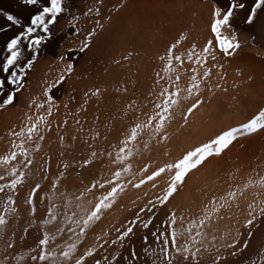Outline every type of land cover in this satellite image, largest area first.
I'll return each instance as SVG.
<instances>
[{
  "label": "rangeland",
  "instance_id": "obj_1",
  "mask_svg": "<svg viewBox=\"0 0 264 264\" xmlns=\"http://www.w3.org/2000/svg\"><path fill=\"white\" fill-rule=\"evenodd\" d=\"M76 1L78 0H74V6L72 5V13L69 12L58 17L59 19L55 29L57 42L60 43L61 41L59 48H57V50L60 49L58 52H62L63 50L61 49L67 46L68 49L71 48L74 51L67 53L65 51L66 48L64 49V53H66L65 61H54L50 54L46 52L42 53L35 67L41 60L48 58L54 65H57L55 67H57L59 72L63 70L65 63L73 62L75 64V71L73 70V72L76 73L81 63L83 64L84 61L89 60L90 56L94 57L96 55L92 52H96L95 50L99 51L97 47L95 48L93 46L95 50L91 52L90 49L93 50L91 43L90 49H87L84 53L78 51L83 37L86 36V33L82 35L83 32L80 26L90 20L91 17L92 19L97 17L96 20H98L100 14L96 12L103 13L105 10L107 12L108 9H105L107 6H102L105 7V10L101 8L103 9L102 11H93L89 8L91 10L90 12H93L90 13L86 7L88 6L87 0H84L86 3L81 1L84 3L83 5L79 4L80 0L78 2ZM160 1V6L156 7V9L159 8L157 10L158 12L160 11V15L163 13V19H160L162 16L155 18L157 20L159 19L158 21L153 18L152 20H155V22L148 21L151 23L146 26L150 28L153 23L155 25L153 26L154 28L160 25L161 29L155 28L152 30L150 28L148 31H145L148 27L144 24H142L143 26L141 25V28L138 27V29H135L138 25L135 27L130 18L122 20L115 19L119 22L121 28L118 31L119 33L116 32L113 34L112 40L118 43L116 42L117 39H115L118 36L121 44L119 43L115 46L117 50L111 48V52L108 51V48L106 49L107 51L104 49V51L102 49L99 51L100 54L104 52L103 55L106 57H103L109 60L105 62L107 66L105 63H102L103 68L101 67V70H104V65L107 69L105 71L102 70V73L100 70L98 74L101 75L96 76L98 79L96 77L95 80H93L94 77L90 79L91 76L88 78V75H86L87 80L86 77L80 78L81 81L80 83H76L77 86L70 80L71 76H75V74L72 75V72L66 78V82L56 87L60 90L64 89V91L62 90L63 92L66 90L65 94L70 91V97L69 93L65 96L62 91L59 95L54 96L56 100V105L54 106L57 109H54L51 116L45 115V124L41 125L45 138L40 142L41 148L39 151L36 150L34 144L28 143L23 138H10L7 134L9 131L4 132L2 130V132L0 130V157L9 152L11 142L15 140L17 144L24 143L28 156L33 160L32 165L28 168H23L21 164H17L18 169L24 171L25 175L23 178L24 183L17 186L15 194L7 188L4 191H0V215H3L6 221L5 224L0 225V264H34L32 256L37 255L38 240L45 233L49 236L46 249L54 253V256L50 258L52 264H62V258L59 255L60 252L76 239L74 232L68 230L70 227L75 228V225L71 221L83 215L82 209L78 208L77 205L82 204L83 208H88L89 204L87 201L94 203V198L102 195L105 189H94L92 193L86 194L82 200H77L76 197L80 195V191L85 185L91 184L94 180L103 181L104 178L111 176L112 171L118 165L110 161L109 154H111V159L114 160L119 147V141L123 138L122 133L127 130L137 115L140 120H144L145 114L151 112V101L155 99V93L159 91V86L154 84L156 73L160 72L161 75H164L161 71L162 62L157 57L163 55L166 47L178 39L181 33L187 37V40L182 42L179 51L186 52L193 43L196 44L197 50H199L201 44L210 36V9L213 2L220 6H224L226 3V0ZM79 5L83 8H80V10L84 11V8L86 9L85 12H88L87 16L89 13L90 16L94 13L97 16L94 14L90 19H87L89 16L87 17L84 12H80ZM37 6L40 7V3ZM74 12L79 13L78 15L80 17L83 16L82 14L84 16L80 18ZM110 12L111 17L114 16L113 19L109 16ZM110 12H107L110 20L113 21L116 16L119 18L118 15H113L114 13L117 14L116 11ZM73 17H79V19L74 21ZM237 19L238 21L240 20L238 17ZM70 21L72 23L76 22L75 28H73ZM29 22L30 20L25 21L23 26L28 25ZM79 23L82 24L80 25ZM121 24L123 25L121 26ZM126 26L129 29L132 26L134 27L129 32ZM234 27L243 48L238 51L234 58L229 59L225 67L220 70L225 74L226 79L225 81L219 82L222 84V87L227 88V92H216L215 95L207 92L206 89L208 86L218 82L216 70H213L212 80L201 85L203 98L210 102H206L198 110L194 111L189 116L188 124L184 127L179 126L180 113L177 111L176 119L168 128L169 140L166 144H157L153 140L150 143V148L145 150L142 143H135L133 145L134 156L131 160L133 171L138 170L145 163L149 164L151 169L164 162L174 161L186 150L201 142H206L220 131L229 127H236L246 122L255 114L259 107L264 106V59L259 58V54L264 52V47L254 41L248 43L254 35L252 29H247L248 27L246 26V28L243 25L238 26L235 23ZM125 31L129 34L125 36L126 38H124ZM120 32L123 35L122 39V36H119L121 35ZM63 39L66 41V44ZM203 39L205 40L203 41ZM57 42L56 44H58ZM62 43L65 45L61 46ZM113 43H111V47L114 46ZM252 43L256 46L252 47ZM129 52L132 55L129 59L124 60L123 56ZM107 53L109 54L108 57ZM69 55L73 57L71 61L67 60V56ZM116 60L120 62L115 63L114 61ZM217 63L219 64L220 61L218 60ZM35 67L33 70H35ZM33 70L29 72L28 76L34 74ZM180 71L182 75L181 83L183 84L187 80L188 75H190V72L187 71V61H185V67L181 68ZM237 71L241 72L240 76H235ZM28 76L24 82L22 92L17 97L16 105L10 106L6 110L0 109V119L3 116V118L13 123H19L18 121L21 119L24 120V114L27 112V109H24V106H21L18 100L29 92L26 89L30 85ZM248 76L252 77L251 82L248 81ZM113 77L115 78L113 79ZM230 78L233 80L237 78V83L234 82L235 80L232 82ZM165 79H167L166 76ZM83 80L86 81V84ZM228 80H231V82ZM239 83L243 85V90L240 88ZM233 84L236 87H233ZM96 89L100 90L99 96L89 97L87 104H85L84 93ZM150 92L152 93L151 96L149 95ZM28 113L31 115V112ZM17 118L19 119L17 120ZM61 137H63L62 142ZM94 137L96 138L94 139ZM33 139H36L35 134H33ZM143 139L147 140L148 137L145 135ZM93 151L97 153V157L87 167H82L83 160L90 158V153ZM165 152H167V155H165ZM262 157L264 158V133L239 137L233 146L229 150H226L220 158H212L199 170L193 171L187 177V182L183 185L182 189L167 206L168 208L176 209L178 222L175 227L180 229L181 224L179 220L181 214L185 218L186 226L188 221L196 219L203 213L205 205L209 209L211 208L210 201L213 196L220 197L221 195H226L230 188L237 189L250 180L253 182L249 184V188L245 194L239 196L237 204L220 212L223 219L216 220L212 230H205L209 251L204 253L200 264H211V260L217 251V248L211 246L212 244L219 247L220 252H224L223 247H220L223 243L219 239L221 235H224L226 239H231L233 236L238 235L241 242L246 238L247 229L243 227V222L250 210L248 205L253 204L256 211L259 212V208L261 207L259 201L264 200V195H262L264 189H261L259 186L261 178H264V159ZM19 159L23 161L24 157H19ZM64 165L68 167L65 168ZM235 165L238 166L236 167ZM7 167V165L0 164V175L4 174L5 168ZM44 168L48 169L47 173L44 172ZM59 173H64V177L66 178L60 179L58 187L52 189L51 182ZM9 178L7 177L6 180ZM128 178L126 177L125 179ZM5 182L0 181V184ZM37 183L41 187L37 190L33 198L36 208L35 215H33L30 211L31 206L26 203V200L31 188ZM160 187H164L163 177L160 180ZM158 191L159 189L153 190L150 186L146 185L141 190L129 189L121 194L116 203L103 214L101 220L89 226L86 237L77 243L75 256L81 254L89 246H96L93 257L87 258V264H94L95 260H99L100 264H115L112 261L113 256L117 257L119 263L125 261V264H130L133 261L131 258L132 246L137 242L136 239H139L137 236L143 233L144 229L142 227H135V234L130 239L126 238L123 245L111 243L117 236L115 229L122 228L129 220L134 219L138 207L147 199L152 198L153 193ZM145 192H147V195H145ZM9 196L12 197L15 203L9 202ZM50 207L56 217L55 220L49 217L48 209ZM12 209H15V211H12ZM165 212L166 209L158 210V215L154 217L150 225L151 229L148 231L150 235L152 231L157 230L159 223L164 219ZM147 215V213H141L140 217L141 219L143 217L147 218ZM261 218L263 217L258 218L254 222L256 226L259 225ZM45 220L49 222L46 224L43 223ZM137 223L139 224V221ZM60 229H63V231H60ZM105 232L108 234L107 237L104 235ZM96 236H100L101 239L96 240ZM213 236L216 237L215 240H213ZM52 237H55V239H52ZM105 240L108 242L106 243ZM183 242L184 239L181 237L178 243ZM250 242L251 239L249 240V244H252ZM10 243L12 247L8 246ZM149 244L151 246L150 249L152 248L151 251L160 249L159 243L152 235ZM249 244L247 248H250ZM142 253L138 252L140 255L136 253V256L138 255L137 261L133 264H141L142 259L146 258L145 253ZM250 253L252 255L249 260L253 262L252 256L254 252ZM240 254L238 253L236 257ZM154 256H151L152 259H157ZM236 257L229 256L227 263ZM177 261L179 264V258H177ZM262 261L263 263L261 264H264V259ZM45 264H50V262L46 261Z\"/></svg>",
  "mask_w": 264,
  "mask_h": 264
},
{
  "label": "snow or ice",
  "instance_id": "obj_2",
  "mask_svg": "<svg viewBox=\"0 0 264 264\" xmlns=\"http://www.w3.org/2000/svg\"><path fill=\"white\" fill-rule=\"evenodd\" d=\"M39 3L40 0H20V4L24 8L34 7ZM122 5L123 0H121L119 6ZM68 11L66 0H43L42 5L30 16V22L26 26L21 24L17 15L0 11V16L9 26L20 29L12 36L7 37L4 40L3 47L0 48V51L6 53L4 60L0 62V75L3 76L0 79V94H2L0 95V109L6 110L8 107L16 105L17 97L24 88V82L29 72L34 69L39 61L42 53L50 54L54 61H65V53L56 51L59 45L55 43L57 35L55 29L58 17ZM240 13H243V15L240 16ZM210 16V36L203 42L199 50H197L196 44L193 43L186 52L179 51L182 42L187 40V37L181 33L178 39L166 47L164 54L157 57L162 62L161 71L164 75H161L160 72L156 73L154 84L159 86V91L155 93V99L151 101V112L145 114L144 120H140L137 115L127 130L122 133L123 138L119 141L115 159H111V154H109L110 161L118 165L112 171L111 176L104 178L103 181L94 180L91 184L85 185L81 189L80 195L76 197L77 200H82L86 194L92 193L94 189H105L102 195L94 198V203L87 201L88 208H83L82 204L77 205L78 208L82 209L83 215L71 221L75 228L70 227L68 230L74 232L76 239L60 252L62 264H87V258L93 257L96 246L87 247L78 256H75V253L77 252V243L86 237L89 226L100 221L103 214L116 203L121 194L129 189L141 190L146 185L153 190L159 189V191L154 192L152 198L147 199L138 207L134 219L129 220L122 228L115 229L117 236L111 243L123 245L126 238L130 239L135 234V227L148 229L154 217L158 215V210L166 209L164 219L159 223L157 230L151 232L152 237L160 245L158 258L152 260L151 264H178L177 258H179V264H200L204 253L209 251L205 230H212L215 221L223 219L220 212L237 204L239 196H243L249 188V184L253 183L250 180L237 189L230 188L226 195L213 196L210 201L211 208L209 209L205 205L203 213L196 219L188 221L186 226L185 218L181 214L179 220L181 228L177 229L175 227L178 222L176 209L167 206L187 182V177L193 171H197L207 164L210 159L220 158L239 137L264 133V106L259 107L246 122L220 131L206 142H201L186 150L174 161L164 162L151 169L147 163L136 171H133L132 168L131 160L134 156L133 145L135 143H142L145 150L150 148V143L153 140L157 144H166L169 140L168 128L176 119L177 111L180 113L179 126L184 127L188 124L189 116L194 111L206 102H210L203 98L201 85L212 80L213 70H216L218 82L208 86L207 92L211 95H215L216 92H227V88L222 87L219 82L226 79L225 74L220 70L225 67L229 59L234 58L238 51L243 48L233 22L239 17L244 25L254 26L258 20L264 18V0H251L250 3H246L245 0H226L224 6L213 2ZM78 19V17H73L74 21ZM70 23L72 22L70 21ZM72 26L75 28V23H72ZM97 27H100L99 21H97ZM261 28L264 31V24L261 25ZM7 31L8 28L0 26V33ZM94 36L95 30L87 33L78 49L80 53H84L90 48V40ZM255 40L256 36L253 35L248 43ZM255 46L252 43V47ZM65 51L71 53L74 50L69 48ZM131 55L132 53L129 52L123 56V59L127 60ZM259 58L264 59V52L259 54ZM72 59L71 55L67 56V60L71 61ZM218 60L220 61L219 64L217 63ZM185 61H187V71L190 72V75L182 84L180 69L185 67ZM114 62L119 63L120 61L116 60ZM74 67L73 62L65 63L63 70L54 79V82L46 83V86L42 88L40 95L43 101L37 102L36 97H32L27 107L29 109L46 110L48 115L51 116L52 108L56 105L52 90L66 82V78L71 75ZM236 75L240 76L241 72L237 71ZM165 76L167 79H165ZM247 79L251 82L252 77L248 76ZM233 87H236V85L233 84ZM99 94V89L85 92L84 103L87 104L89 97H97ZM149 95L151 96L152 93L150 92ZM45 105H47L46 109ZM132 106L134 107V105ZM45 120L46 118L43 115L34 118L25 113L20 129L18 131L10 130L8 135L23 138L28 143L34 144L36 150L39 151L41 148L40 142L45 138L41 128V125L45 124ZM33 134H35V140ZM145 135L148 137L147 140L143 139ZM60 139L62 142L63 137ZM165 155H167V152H165ZM19 157H24L23 161ZM96 157L97 153L95 151L91 152L90 158L83 160L82 167H87ZM32 163L33 160L28 156L24 143L17 144L13 140L9 152L0 157V164L8 166L5 168L4 174L0 175V181H6L0 184V191L7 188L15 194L17 186L24 183L23 178L25 175L24 171L18 169L17 164H21L23 168H28ZM64 167L67 168L68 166L64 165ZM47 171L48 169L44 168V172L47 173ZM7 177L10 178L6 180ZM126 177L129 178L125 179ZM162 177L164 178V187L161 188L160 180ZM63 178H66L64 173H59L51 182L52 189H56L59 180ZM259 186L264 189V178H261ZM40 187L41 185L37 183L31 188L26 200V203L31 206L30 211L33 215L36 212L33 198ZM145 195H147V192H145ZM9 202L15 203L11 196H9ZM259 203L261 205L259 212L256 211L253 204L248 205L250 210L243 222V227L247 229V236L242 242L238 235L233 236L231 239H226L224 235H221L219 239L223 243L220 247H223L224 252H220L219 247L215 244L211 245L217 248L211 264H227L229 256L236 257L238 253L248 247L249 240L253 236L252 229L256 226L254 222L258 218L264 217V200L259 201ZM12 211H15V209H12ZM141 213H147V218L141 219ZM48 214L52 220L56 219L51 207L48 209ZM5 222L3 215H0V225L5 224ZM48 222V220L43 221L45 224ZM60 231H63V229H60ZM104 235L107 237V232ZM181 237H183L184 242L178 243ZM52 239H55V237H52ZM100 239V236H96V240ZM215 239L216 237L213 236V240ZM48 241L49 236L46 233L38 240L37 255L32 256L34 264H45L46 261L52 264L50 258L54 256V253L46 249ZM105 242L108 241L105 240ZM144 242L147 243V236L144 237ZM8 246L12 247V244L10 243ZM148 255L151 257L157 254L151 251L148 252ZM131 258L134 262L137 261L134 250L131 252ZM112 261L119 264L116 256L112 257ZM94 264H100V261L95 260Z\"/></svg>",
  "mask_w": 264,
  "mask_h": 264
},
{
  "label": "bare ground",
  "instance_id": "obj_3",
  "mask_svg": "<svg viewBox=\"0 0 264 264\" xmlns=\"http://www.w3.org/2000/svg\"><path fill=\"white\" fill-rule=\"evenodd\" d=\"M79 1V0H78ZM78 1H76V2H78ZM85 2L84 0H80V2ZM88 1V6H86L87 7V9H88V12H90L91 10H93V11H97V10H103L105 7H102V6H107V8H105V9H108L107 10V12L109 11H116L117 12V14H113V15H118L119 16V18L117 17H115L114 18V20L112 21V20H110V18H112L113 19V17H111V12H110V14H109V16H110V18H109V16L107 15V12H106V10L103 12V13H98V11L96 12L97 14H100L99 16H98V20H96V18H93L92 19V15H94V14H92L91 16H90V13H93V12H90L89 14H88V16H89V18H87V19H90V17H91V19L90 20H88L87 22H84V24H82V26H80L81 27V29H82V35L84 34V33H86V35H87V33L89 32V31H92V30H95V36L93 37V38H91V40H90V43L92 44V47L94 46L95 48L97 47L98 49H99V51H100V49H104L105 51H107L106 49L108 48L109 50L108 51H110L111 52V48H115V46L117 45V44H119L120 43V41H119V37L117 36V37H115V39H117V41L116 42H118V43H115L113 40H112V36H113V34L114 33H116V32H118L119 31V29L121 28L120 27V24H119V22L118 21H116L115 19H120V20H122V19H125V18H130L132 21H133V23L132 24H134V26L136 27L137 25V27L135 28V29H138V27H140L141 28V25L142 24H144L145 26L147 25V24H149L150 25V23L148 22V21H152V22H155V20H157V19H155V18H160L159 16H162L163 15V13H162V15H160V11L158 12V10L157 9H159V8H157L156 9V7H159L160 6V3H161V1L160 0H123V5L122 6H119L120 5V3H121V0H87ZM73 2H74V0H66V5L68 6V9H69V11L67 12V13H69V12H71L72 10V5H73ZM79 2V4H84V3H80ZM245 2L246 3H250L251 2V0H245ZM42 3H43V0H40V5H42ZM86 3V2H85ZM75 4V3H74ZM78 5V4H77ZM74 6V5H73ZM76 6V5H75ZM119 6V7H118ZM36 8H38V6H35V7H30V8H24L21 4H20V0H0V11H4V12H9V13H12V14H15V15H17V17H18V19H20V21H21V24L23 25V23L25 22V21H28L29 20V18H30V16L33 14V13H35V11L37 10ZM73 8H76V7H73ZM78 8V7H77ZM80 8L81 9H83L82 7H80V5H79V10H80ZM89 8L91 9V10H89ZM101 8H103V9H101ZM163 9V8H162ZM75 10H77V9H75ZM74 10V11H75ZM82 10H80V12H81ZM86 11V9L84 8V11H82V12H84V14L86 13L85 12ZM73 12V11H72ZM71 12V13H72ZM87 12V13H88ZM77 16H79L78 14L79 13H76V12H74ZM66 14V13H65ZM81 14V13H80ZM84 14H82L83 16H84ZM104 16H103V15ZM171 14H172V12H171ZM170 14V15H171ZM178 14V13H177ZM69 15V14H68ZM68 15H66V16H68ZM107 15V16H106ZM179 15V14H178ZM243 15V13L242 14H240V16H242ZM83 16H79L80 18H82ZM87 16V15H86ZM85 16V17H86ZM87 16V17H88ZM95 16H97L96 14H95ZM94 16V17H95ZM101 16V17H100ZM78 17V18H79ZM66 18V17H65ZM109 18V19H108ZM155 19L154 21L152 20V19ZM176 18V17H175ZM174 18V19H175ZM181 18V17H180ZM239 18V17H238ZM59 19V18H58ZM85 19V18H84ZM160 19H163V16L160 18ZM159 20V19H158ZM157 20V21H158ZM85 21V20H84ZM97 21H99V25H100V27H97ZM83 22V21H82ZM112 22V23H111ZM74 23V22H73ZM76 23V22H75ZM128 24H129V22H127ZM146 23V24H145ZM234 23L236 24V25H238V26H241V25H243V26H247V25H244L243 23H242V21L241 20H239L238 21V19H236L235 21H234ZM80 24V23H79ZM80 24V25H81ZM128 24H126V25H128ZM161 24V23H160ZM262 24H264V18H261L260 20H258L257 21V23L254 25V26H247L246 28L247 29H252L253 30V32H254V35L256 36V40L254 41L255 43H257V44H259V45H261L262 47H264V31H262V28H261V25ZM123 24H121V26H122ZM140 25V26H139ZM152 25V27H150V28H152V30H154L155 28L156 29H158V28H160L161 29V27H160V25L159 26H157V27H153V26H155V25H153V23L151 24ZM158 25V24H157ZM162 25V24H161ZM192 25V24H191ZM0 26H2V27H5V28H8V31L7 32H2V33H0V48H2L3 47V43H4V40L7 38V37H10V36H12L15 32H18L20 29H17V28H15V27H12V26H9L8 24H7V22L3 19V17L2 16H0ZM79 26V25H78ZM134 26H132V27H134ZM143 26V25H142ZM163 26V25H162ZM165 26V25H164ZM132 27H131V29H129L127 26H126V28H127V30L130 32L131 30H132ZM146 27H148V26H146ZM146 27H144L145 29H146ZM175 27H176V25H175ZM178 27V26H177ZM197 27V26H196ZM78 28V27H77ZM149 27H148V29L147 30H145V31H148L149 29H150ZM178 28H180V27H178ZM134 29V28H133ZM144 30V29H143ZM151 30V31H152ZM141 31V30H140ZM150 31V32H151ZM196 31H197V29H196ZM77 32H78V30H77ZM126 33H124V38H126L125 36H127V35H129L128 33H127V31H125ZM138 32V31H137ZM154 32V31H153ZM161 32V31H160ZM180 32V31H179ZM62 33V32H61ZM73 33V32H72ZM119 33V32H118ZM117 33V34H118ZM155 33H156V31H155ZM120 34H121V32H120ZM135 35V34H134ZM145 35V34H144ZM146 35H148L147 33H146ZM156 35V34H155ZM192 35V34H191ZM190 35V36H191ZM196 35V34H195ZM119 36H122L121 37V39L123 38V35L121 34V35H119ZM175 36V35H174ZM81 37V36H80ZM147 37H149V36H147ZM207 37H208V35H207ZM206 37V38H207ZM145 38V37H144ZM195 38V37H194ZM62 39V38H61ZM65 40H66V38H64ZM63 39V40H64ZM70 39V38H69ZM83 39H84V37H83ZM114 39V38H113ZM114 39V40H115ZM143 39V38H142ZM171 39H172V37H171ZM174 39V38H173ZM191 39V38H190ZM60 40V39H59ZM62 40V41H63ZM64 40V43L66 42ZM112 40V41H111ZM124 40V39H123ZM122 40V41H123ZM202 40V39H201ZM205 39H203V41H204ZM69 42H70V40H68ZM67 41V42H68ZM136 41V40H135ZM172 41V40H171ZM57 42V38H56V40H55V43ZM114 42V43H113ZM198 42V41H197ZM200 42V41H199ZM58 43V45L60 46V44H61V41H60V43L59 42H57ZM72 43V42H71ZM111 43H113L114 44V46L113 47H111ZM190 43V42H189ZM202 43V42H201ZM66 44V43H65ZM64 44V45H65ZM90 44V45H91ZM121 44V43H120ZM63 45V43H62V45L61 46H64ZM67 45H68V43H67ZM184 46V45H183ZM201 46H202V44H201ZM200 46V47H201ZM68 47V46H67ZM67 47H64V49L66 48V49H68ZM94 47H93V50L92 49H90L91 50V52L92 51H94L95 49H94ZM59 48V47H58ZM61 48H63V47H61ZM144 48V47H143ZM64 49H61V50H63L62 52H64ZM116 49V48H115ZM158 49V48H157ZM156 49V50H157ZM57 50V49H56ZM60 49H58L57 51H59ZM103 50V51H104ZM117 50V49H116ZM96 52H92V53H94V54H96L94 57H91L90 55V59L88 60L87 59V61L84 63L83 62V64L81 63V65H79L78 66V68H77V71H76V73H72V75H74L75 74V76H71V79L70 80H72V83H74L75 85H76V83H80V81H81V79L80 78H82V77H86V75H88V78L91 76V78L90 79H93V77H94V79L93 80H95V77L97 76H100L98 73H100V70H101V67L103 68V64L106 62V61H109L107 58H104V57H106V56H104L103 55V53L102 54H100V52L99 51H97V50H95ZM99 54H98V53ZM110 52H108L109 54H110ZM154 52V51H153ZM107 53V57L109 56V54ZM66 54V53H65ZM5 56H6V53L5 52H3V51H0V62H2L3 60H4V58H5ZM88 56V57H89ZM93 56V55H92ZM104 56V57H103ZM85 57V56H84ZM83 58V57H82ZM87 58V57H86ZM84 59V58H83ZM104 59H106V60H104ZM82 61V60H81ZM104 61V62H103ZM103 63V64H102ZM56 65V64H55ZM55 65L51 62V60L50 59H48V58H46V59H43V60H41V62L35 67V70H33L34 71V74L33 75H29L28 77V80L30 81V85L28 86V88H26L27 90V92H28V94L27 95H25V96H23V97H21V98H19L20 100H18L19 102V104L21 105V106H24V109H27L26 111L27 112H25V113H28V112H31V116L33 115V117H38V115L40 116V115H43L45 118H46V116L45 115H47V116H49L48 115V113H47V111L46 110H37V109H29L28 107H27V105H28V103L30 102V100H31V98L32 97H36V99H37V102H42L43 101V98L41 97V95H40V93H41V90H42V88L44 87V86H46V83H52V82H54V79L60 74V72H59V70L57 69V67H55ZM78 65V64H77ZM105 65L107 66V64L105 63ZM104 65V70L103 71H105L106 69H107V67ZM57 66V65H56ZM106 67V68H105ZM102 70H101V73H102ZM75 71V70H74ZM223 71V70H222ZM113 73V72H112ZM104 74V73H103ZM102 74V75H103ZM110 74V73H109ZM85 75V76H84ZM110 76H111V74H110ZM235 76H237V75H235ZM96 77V78H97ZM3 78V76L2 75H0V79H2ZM83 78V79H84ZM87 77H86V80L88 79ZM106 78V77H105ZM107 78H109V77H107ZM115 77H113V79H114ZM98 79V78H97ZM96 79V80H97ZM231 79V78H230ZM237 79V78H236ZM236 79H231L232 80V82L234 81V82H236ZM92 80V81H93ZM102 80V79H101ZM231 80H228V81H230L231 82ZM69 81V80H68ZM84 81V80H83ZM237 81H238V79H237ZM86 81H84V83H85ZM97 82V81H96ZM246 82V81H245ZM103 83V82H102ZM106 83V82H105ZM237 83V82H236ZM73 84V85H74ZM86 84V83H85ZM240 84V83H239ZM255 85V84H254ZM72 86V85H71ZM77 86V85H76ZM76 86H75V88H76ZM243 85L242 84H240V88L243 90V87H242ZM73 87V86H72ZM261 87V86H260ZM74 89V88H73ZM77 89V88H76ZM64 91V89H58V88H54L53 90H52V95L53 96H57V95H59L60 93H61V91ZM75 90V89H74ZM62 91V92H63ZM250 91V90H249ZM65 92H66V90H65ZM65 92H63L64 94H65ZM72 93H73V91H71ZM68 93H69V97H70V91L69 92H67L66 94L68 95ZM71 93V94H72ZM253 93V92H252ZM63 94V95H64ZM66 94H65V96H66ZM247 94V93H246ZM249 94H250V92H249ZM0 95H2V94H0ZM72 96V95H71ZM63 98V97H62ZM73 98H75V97H73ZM229 100V99H228ZM64 101V100H63ZM62 101V102H63ZM74 101V100H73ZM64 106V105H63ZM66 106V105H65ZM75 107V106H74ZM73 107V108H74ZM47 108V105H45V109ZM54 109L56 110L57 108H56V106H53V108H52V112L54 111ZM34 113V114H33ZM24 114V113H23ZM29 115H30V113H28ZM56 115V114H55ZM54 115V116H55ZM59 116V115H58ZM57 117V116H56ZM19 118H17V120H18ZM21 119V118H20ZM22 120V119H21ZM20 120V121H21ZM20 121H18L19 123H13V122H11V121H9V120H6L5 118H3V116H2V118L0 119V130L2 131H4V132H7V131H10V130H15V131H17V130H19L18 128H20L21 127V123H22V121L20 122ZM26 123V122H25ZM17 128V129H16ZM2 131V132H3ZM7 134H8V132H7ZM1 136V135H0ZM11 138V137H10ZM261 150H263V149H261ZM260 151V150H259ZM254 153V152H253ZM263 154V153H262ZM262 156V155H261ZM259 157V156H258ZM263 158V157H262ZM262 158H261V160H262ZM264 159V158H263ZM264 161V160H263ZM262 161V162H263ZM261 162V161H260ZM236 163V162H235ZM238 164V163H237ZM239 164H240V162H239ZM257 165V164H256ZM236 166V165H235ZM238 166V165H237ZM236 166V167H237ZM259 166V165H258ZM241 170H243V169H241ZM240 170V171H241ZM264 173V172H263ZM264 175V174H263ZM247 176V175H246ZM245 176V177H246ZM143 219H146V218H144L143 217ZM144 229V228H143ZM149 229H151V227L149 226V228L148 229H144V232L143 233H141L139 236H137L139 239H136V243H134V245L132 246L133 248H132V250H134L135 251V253H137L138 254V252L140 253H142V252H144L145 253V255H146V258L145 259H142V262H141V264H151V262H152V257H150L149 258V255H148V252H151V249H150V244H149V240L151 239V235H150V233L148 232L149 231ZM138 235V234H137ZM145 236H147V243H145L144 242V237ZM136 237V236H135ZM251 242H252V244H249V246H250V248H247L246 250H244L238 257H236V258H234V260H232L231 262H228L227 264H261V263H263V259H264V255H262V254H264V217L263 218H261V220H259V225L258 226H256L255 228H254V230H253V237L251 238ZM250 242V243H251ZM147 250V251H146ZM157 250V251H156ZM154 252L156 253V254H158L159 255V248L158 249H156ZM250 252H254L253 253V262L251 261V260H249L250 258H251V253ZM144 253H142V254H144ZM138 255H140V254H138ZM137 255V256H138ZM158 255H155V256H157V257H155L154 256V258H158ZM144 257V256H143ZM127 261V260H126ZM125 262V261H124ZM123 261L122 262H120L119 264H125ZM128 262V261H127ZM139 262V261H138ZM132 264L134 263V261H132L131 262ZM130 263V264H131ZM127 264H129V263H127ZM136 264H139V263H136Z\"/></svg>",
  "mask_w": 264,
  "mask_h": 264
}]
</instances>
